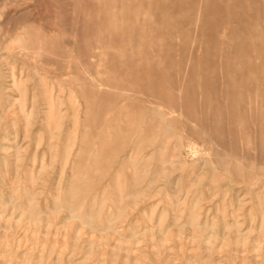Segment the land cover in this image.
<instances>
[{"label":"rangeland","instance_id":"374dc122","mask_svg":"<svg viewBox=\"0 0 264 264\" xmlns=\"http://www.w3.org/2000/svg\"><path fill=\"white\" fill-rule=\"evenodd\" d=\"M0 264H264V0H0Z\"/></svg>","mask_w":264,"mask_h":264}]
</instances>
